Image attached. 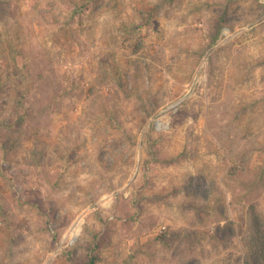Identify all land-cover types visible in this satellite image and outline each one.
Returning a JSON list of instances; mask_svg holds the SVG:
<instances>
[{
  "label": "rangeland",
  "instance_id": "374dc122",
  "mask_svg": "<svg viewBox=\"0 0 264 264\" xmlns=\"http://www.w3.org/2000/svg\"><path fill=\"white\" fill-rule=\"evenodd\" d=\"M263 250L264 0H0V264Z\"/></svg>",
  "mask_w": 264,
  "mask_h": 264
},
{
  "label": "built area",
  "instance_id": "2783aa9c",
  "mask_svg": "<svg viewBox=\"0 0 264 264\" xmlns=\"http://www.w3.org/2000/svg\"><path fill=\"white\" fill-rule=\"evenodd\" d=\"M175 107H176L175 104H173L172 106H169V108H168L169 112H170L171 109H174ZM168 110H166L165 112H167ZM155 124H156V129L158 131L167 130L169 128V126H168V124L166 122L163 123L161 121H156ZM165 229H166V227H163V228H161V231H164ZM77 231H79V228L78 229L77 228H72V232L70 234V239H69V244H72L74 242V240L76 238V235L78 233Z\"/></svg>",
  "mask_w": 264,
  "mask_h": 264
},
{
  "label": "trees",
  "instance_id": "16d2710c",
  "mask_svg": "<svg viewBox=\"0 0 264 264\" xmlns=\"http://www.w3.org/2000/svg\"><path fill=\"white\" fill-rule=\"evenodd\" d=\"M12 60H13V66H12V68L15 69L16 71H18V72H15V73H16L17 75H19V74L22 75V70H21L20 68H18V62H17L15 59H13V58H12ZM16 94H17V96H19V94H20L21 96H24V92H21V91L19 90V88H16ZM262 258H263V263H261V264H264V250H263V252H262Z\"/></svg>",
  "mask_w": 264,
  "mask_h": 264
}]
</instances>
